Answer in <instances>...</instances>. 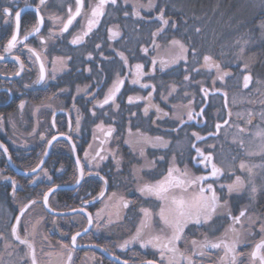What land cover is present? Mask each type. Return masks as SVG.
Instances as JSON below:
<instances>
[{
	"label": "flooded vegetation",
	"instance_id": "af4514ba",
	"mask_svg": "<svg viewBox=\"0 0 264 264\" xmlns=\"http://www.w3.org/2000/svg\"><path fill=\"white\" fill-rule=\"evenodd\" d=\"M219 2L109 0L74 45L99 0H82L81 14L63 32L76 0H0V144L8 154L0 146V264H33V253L35 264H169V258L178 264H189V258L192 264H262L264 247L252 253L264 241V191H252L240 178L226 130L235 122L236 99L221 84L237 70L217 59L209 67L204 60L219 48V21L228 16L226 8L221 16ZM37 11L43 22L35 32ZM14 34L17 43L7 52ZM255 62L257 68L263 58ZM136 65L142 66L139 77ZM117 78L124 81L120 91L100 106ZM181 81L190 91L180 95V89L175 97ZM208 155L221 169L218 177L204 161ZM169 168L179 169L173 175L186 181L170 197L192 201L201 187L211 196L212 184L218 202L207 221H188L174 241L177 251L165 249L162 256L141 244L172 236L160 217L171 201L139 189L164 179ZM201 176L207 180L196 179ZM237 177L243 187L229 193L227 185ZM59 186L64 188L48 194L46 208L45 193ZM233 239L235 252L223 259V245ZM206 240L221 247L201 249Z\"/></svg>",
	"mask_w": 264,
	"mask_h": 264
},
{
	"label": "rangeland",
	"instance_id": "374dc122",
	"mask_svg": "<svg viewBox=\"0 0 264 264\" xmlns=\"http://www.w3.org/2000/svg\"><path fill=\"white\" fill-rule=\"evenodd\" d=\"M232 2L230 6L228 2H219L221 16L225 8L228 16L220 18L217 31L219 48L208 56L211 59L205 64L217 59L222 64L235 65L237 71L234 77L221 84L236 99L231 104L235 122L226 130H231L230 136L235 145L237 173L252 191L255 189L254 192L259 193L264 191V18L259 16L262 8L260 1ZM260 57L263 62L256 68L253 64ZM207 74L205 72V76ZM245 74L250 75V81L249 86L243 89ZM180 89V95L190 91L185 81H181L176 85L175 97H179Z\"/></svg>",
	"mask_w": 264,
	"mask_h": 264
},
{
	"label": "snow or ice",
	"instance_id": "6c2138e0",
	"mask_svg": "<svg viewBox=\"0 0 264 264\" xmlns=\"http://www.w3.org/2000/svg\"><path fill=\"white\" fill-rule=\"evenodd\" d=\"M45 0H40V4H44ZM109 0H99V3L92 9L91 12V16L93 17V19H89L88 21V30L85 31L83 33V35H79L76 36L71 43L72 44H78L80 43L81 40H83L84 36L88 35V32H90L92 30V28L94 27L95 23L97 22V20L95 18H98L100 15L103 14V10H104V6L106 3H108ZM110 2L112 4H116L117 0H110ZM77 3V8H76V12L74 15H70L69 19L67 20L66 23H64L63 28L61 29V31H67L69 29V26L72 24L73 20L75 19V16H78L81 14V7L83 6L82 4V0H76ZM71 12V9L69 10ZM4 13L6 15H11L9 9L5 8L4 9ZM138 15V13H136ZM20 16L21 13L20 12H16L15 13V19L17 22V30L19 28V20H20ZM37 16H38V25L35 27L34 31L38 32L39 31V24L43 22L42 18L39 17V12L37 11ZM161 19H163V17H161ZM164 23H167V21H164ZM112 35H116V33H113ZM17 43V35L14 34L11 37V40L8 42V45L5 49V51L10 52L12 50V48L15 47ZM174 44H178L181 48V52L185 51L184 46L182 44H180L179 41H173ZM30 51H32L30 49ZM35 54V53H33ZM122 56V54H121ZM39 58V57H37ZM123 58V56H122ZM180 57L178 56L177 59H179ZM210 57L205 56L204 60L207 63L208 61H210ZM175 62V61H173ZM209 67H211L212 65H208ZM141 65H136V69H137V77H139L140 75H142V73L140 72L141 69ZM217 68L219 67L218 65L216 66ZM226 74V73H225ZM39 79L42 81L44 80V74H43V66H41V74ZM185 79H188V77H185ZM222 79V77H221ZM245 79V86H247V81L249 80L248 76L244 77ZM133 83H139V78H137L136 80L132 81ZM124 81L120 80L119 78H117V80L113 83L112 87L109 89L108 94L105 96V99L103 100V102L101 103L100 106H103V104H108L109 101L114 100L116 94L120 91L121 86L123 85ZM143 87H147V85H142ZM149 95H151V93H149ZM132 97H129V102H132ZM145 111H147V109H145ZM157 111H160L159 109H157ZM166 115V114H165ZM78 124V122H77ZM219 127V125L217 126ZM112 130L109 129L105 135H111ZM53 139H55V137H53ZM197 139H200L199 136H197ZM157 141L161 142L162 144H166L165 141H162V138L157 137L156 138ZM197 152L200 153V150L197 149ZM203 156V153H200ZM101 159H103V157H101ZM204 161L211 163V175L213 177H218L221 173V169L218 168L216 166L215 163H212V157L211 155L208 156H204ZM207 166V164H206ZM244 165L241 164V168H243ZM33 171H35V169H33ZM174 172H179V169H174V168H169L167 176L158 181L155 184H145L143 187H141L139 190L141 191V193H147L150 195H154L157 199L161 200V201H165L168 202L169 200L171 201L170 204L166 203V206H163L161 208V212H160V217L161 220L164 222V224L170 228H172L173 232H172V236L168 238L167 242L162 241V239L159 236L156 237H151L148 240L144 241L141 246H145L147 244H151L153 247H156L158 249L161 250V255L163 256V250H168L170 252L175 253L177 251L174 241L181 239V233L184 230L185 225L187 224L188 221L190 220H195V222L197 224L200 223V218L203 217L205 221H207L208 219L211 218L212 213L216 210L217 208V202H218V197L215 193V191H212V184H208L207 188L209 191L212 192L211 196L205 195V190L203 187L200 188V195L198 197H196L194 200L192 201H188L185 200L183 197L181 198H177L175 196H169V193L177 188H183L186 181L183 179H180L179 177H176L173 175ZM184 175H187V173H184ZM197 180H207V177L201 176V177H197ZM190 183H195V181H190ZM223 187V185H222ZM243 187V183L242 181H240V178L237 177L236 178V182H234L233 184H229L227 185L228 188V192L232 193L233 191H239L240 188ZM50 192L53 191L52 189L49 190ZM253 191H255V189H253ZM45 203H47V199H48V194L45 193ZM124 206L127 207V202H124ZM149 214L147 213V211L145 210V216H148ZM245 215V213L242 211L240 213V216ZM236 222H239V217H234L233 218ZM17 220H19V217H17ZM143 227V226H142ZM142 227L137 229L136 234L132 237V240H136L140 237L141 235V231H142ZM234 231V230H233ZM262 231H264V228H262ZM16 233V229L15 227L13 228V234L15 235ZM76 235H79V233H77ZM19 238V237H17ZM76 240V236L72 237V241L73 243H75ZM21 244H27L28 248L31 249L32 245L30 243H28L27 240H21L20 241ZM130 243V241H125V244ZM193 245H196L197 242L193 241L192 242ZM237 243V239H233L232 242L229 243H225L223 246L226 249L225 251V257L223 259H227L229 253H234L235 252V246ZM171 245V247H170ZM210 246L212 248H219L221 247L220 243H210L207 240L204 243L199 244V247L201 249H203L204 247ZM264 247V241H262L261 243H258L256 245V250L252 253L253 257H255L257 255V252L260 248ZM235 259V257L233 256V260ZM261 262L262 264H264V256H262L261 258ZM33 264H35V258H34V253H33ZM148 264H152L151 261L148 262ZM169 264H178V262L173 261V259L169 258ZM189 264H192L191 259L189 258Z\"/></svg>",
	"mask_w": 264,
	"mask_h": 264
},
{
	"label": "water",
	"instance_id": "95a60500",
	"mask_svg": "<svg viewBox=\"0 0 264 264\" xmlns=\"http://www.w3.org/2000/svg\"><path fill=\"white\" fill-rule=\"evenodd\" d=\"M245 76H248V77H249V80L247 81V85H248V83H249V81H250V75H249V74H245L244 77H245ZM244 84H245V79H244ZM0 146H1V148L3 149V151L7 154L5 148H4L1 144H0ZM7 155H8V154H7ZM8 158H9V156H8ZM58 188H64V187H63V186H59V187L52 188V190H55V189H58ZM51 192H52V191H51ZM51 192L48 191L47 194H49V193H51ZM44 197H45V195H44ZM43 200H44L45 207L48 208L47 203H45V199H43Z\"/></svg>",
	"mask_w": 264,
	"mask_h": 264
},
{
	"label": "trees",
	"instance_id": "16d2710c",
	"mask_svg": "<svg viewBox=\"0 0 264 264\" xmlns=\"http://www.w3.org/2000/svg\"><path fill=\"white\" fill-rule=\"evenodd\" d=\"M256 1H257V2H259V1L261 2V7H262V8H261V11H260V13H259V14H260L259 16H260L261 18H264V0H256Z\"/></svg>",
	"mask_w": 264,
	"mask_h": 264
}]
</instances>
